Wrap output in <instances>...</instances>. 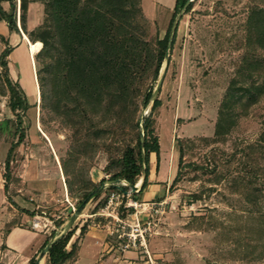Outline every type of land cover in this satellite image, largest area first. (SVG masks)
Wrapping results in <instances>:
<instances>
[{
  "label": "rangeland",
  "instance_id": "374dc122",
  "mask_svg": "<svg viewBox=\"0 0 264 264\" xmlns=\"http://www.w3.org/2000/svg\"><path fill=\"white\" fill-rule=\"evenodd\" d=\"M190 1L158 79L153 83L147 76L138 82L136 110L124 114L118 128L111 115L116 108H110L108 119L98 111L78 124L77 138L42 108L35 55L32 81L27 53L19 48L21 33L31 42L43 25V2L27 0L21 13L16 0L19 34L9 33L0 20V53L7 44L13 47L6 61L29 105L20 118L10 111L0 69V264H27L31 257L44 264L39 249L45 238L53 231L60 236L70 230L74 233L68 245L76 247L64 264H264V200L257 201V209L248 204L251 187L240 179V149L259 143L264 131V96L246 117L237 119L223 141L214 139L218 110L248 50L250 11H264V0ZM173 5L174 0H140L136 23L143 40L153 45L163 37ZM1 6L10 11L7 3ZM251 52L264 56L257 47ZM162 73L161 87L152 97L160 106L151 114L159 158L149 155L147 185L141 192V177L125 192L112 189L125 183H110L105 169L143 134L133 126L149 114L151 103L142 109L141 100L150 88L155 91ZM91 127L110 130L97 138L84 136L83 129ZM12 145L4 190V163ZM81 188H94L95 196L85 200L71 221L80 207ZM127 234L136 239L134 244ZM19 237L24 248L8 250L5 238L15 245Z\"/></svg>",
  "mask_w": 264,
  "mask_h": 264
},
{
  "label": "trees",
  "instance_id": "16d2710c",
  "mask_svg": "<svg viewBox=\"0 0 264 264\" xmlns=\"http://www.w3.org/2000/svg\"><path fill=\"white\" fill-rule=\"evenodd\" d=\"M38 1L44 4L45 18L31 42H40L42 45L35 54V76L40 103L47 115L73 130L74 138L78 137V124H83V120H90L98 111L105 113L104 117L108 119L110 108H116L111 115L114 116L117 128L123 125L124 114L131 115L136 110L133 97L138 82L147 76H150L153 83L156 82L162 64L167 57L168 61L170 59L178 27L177 24L173 31L172 25L177 14L182 9L185 13L188 12L192 5V1L174 0L168 27L163 37L156 38L152 45L137 33L136 17L140 14V0ZM15 2L16 0H0V20L5 22L9 33L19 34ZM19 2L23 13L27 8V0ZM2 3L8 4L9 12L2 8ZM248 20V50L241 58L238 79L230 81L218 110L214 130L216 141H223L236 125L237 119L246 117L249 109L264 96V56H256L251 52L255 47L264 50V11L252 9ZM169 39L171 46L168 51ZM12 49L7 44L0 53V69L9 93L8 107L20 118V112L27 110L29 105L20 85L11 79L6 58ZM152 94L150 88L141 100L142 109L150 103L151 106L149 114L140 118L141 123H134L135 129L143 130L142 135L137 134L135 147L127 145L120 157L112 159L105 169L110 174V183H125L124 186L112 185V189L125 192L141 177L142 183L137 193L141 192L147 185L149 155L154 154L156 159L159 158V144L153 135L151 114L159 108L160 101L153 99ZM262 125L264 127V118ZM83 130L86 131L84 136L97 138L108 134L106 132L110 129L91 127ZM20 134L22 137L23 129H20ZM259 138V143L240 149L241 184L251 187L246 201L256 209L257 201L264 200V147L261 144L264 142V131ZM14 147H10L4 163V190H7L10 155ZM180 162L181 153L179 164ZM83 186L85 189L86 185ZM68 188L71 189V186ZM83 189L78 193L77 207L95 196L94 188L90 191ZM257 192L261 198L256 195ZM247 212L250 213L251 210ZM73 233L70 230L59 236L53 231L45 238L39 249L42 252L50 244L45 253L44 264H64L71 259L76 245L68 244ZM37 261L36 257H31L27 264H37Z\"/></svg>",
  "mask_w": 264,
  "mask_h": 264
},
{
  "label": "water",
  "instance_id": "95a60500",
  "mask_svg": "<svg viewBox=\"0 0 264 264\" xmlns=\"http://www.w3.org/2000/svg\"><path fill=\"white\" fill-rule=\"evenodd\" d=\"M188 1H190V0H188ZM184 11V9H182L178 14H177V16H176V18H175V20H174V23H173V25H172V30L174 31L175 29H176V27H177V24H178V21L180 20V17H181V15H182V12ZM171 40L169 39L168 40V45H167V48H168V51L170 50V46H171ZM167 61H168V57L166 58V60H165V63H167ZM164 73V72H163ZM163 73H162V75L160 76V78H159V80H158V82H157V85H156V89H155V91L153 92V94H152V97L154 98L155 97V95L157 94V92H158V90H159V88L161 87V84H162V79H163ZM87 201H84L81 205H80V207L73 213V215H72V217H71V221L79 214V212H80V210L83 208V206L85 205V203H86ZM71 221H70V223H71ZM69 223V224H70ZM49 245L50 244H48L43 250H42V252H41V255H40V257H42V255H44L45 253H46V251H47V248L49 247Z\"/></svg>",
  "mask_w": 264,
  "mask_h": 264
},
{
  "label": "bare ground",
  "instance_id": "6f19581e",
  "mask_svg": "<svg viewBox=\"0 0 264 264\" xmlns=\"http://www.w3.org/2000/svg\"><path fill=\"white\" fill-rule=\"evenodd\" d=\"M170 0H168L169 2ZM24 39L26 41L27 38L24 36ZM28 52H27V62L29 63V69H30V73H31V77H32V81L34 80V77L32 75V65L31 63L33 64V61H32V57L41 49V43L40 42H28ZM34 65V64H33ZM22 80H21V83L23 84L24 83V79H25V74H24V70H22ZM28 80V79H27ZM25 87V86H24ZM36 90V89H35ZM12 242V241H11Z\"/></svg>",
  "mask_w": 264,
  "mask_h": 264
},
{
  "label": "crops",
  "instance_id": "0c3cea01",
  "mask_svg": "<svg viewBox=\"0 0 264 264\" xmlns=\"http://www.w3.org/2000/svg\"><path fill=\"white\" fill-rule=\"evenodd\" d=\"M21 36H22V39L20 38L19 39V48H24V51H25V53H27V49H26V44H28V42L29 41H26L25 39H24V34L23 33H21ZM18 38H19V36H17ZM26 37V36H25ZM28 40V39H27ZM13 231V230H12ZM15 232V231H14ZM15 234H20L19 232H17V233H15ZM30 236H33V235H30ZM7 237V236H6ZM21 238L19 237V239H18V242L14 245L12 242H10V241H8V238H5V246L7 247V249L8 250H17V251H21L23 248H24V246H19L20 244L19 243H21ZM38 242V239H37V241H36V243H34V244H38L37 243ZM32 246V245H31ZM41 246V245H40ZM27 260V259H26Z\"/></svg>",
  "mask_w": 264,
  "mask_h": 264
},
{
  "label": "built area",
  "instance_id": "2783aa9c",
  "mask_svg": "<svg viewBox=\"0 0 264 264\" xmlns=\"http://www.w3.org/2000/svg\"><path fill=\"white\" fill-rule=\"evenodd\" d=\"M136 230H138V229H136ZM126 236H128V234H127ZM139 237H140V238H143L141 234L139 235ZM128 238H129V239L131 238V241H132L131 243H132V244L135 243V240H136V239H135L134 237H130V236H128Z\"/></svg>",
  "mask_w": 264,
  "mask_h": 264
}]
</instances>
